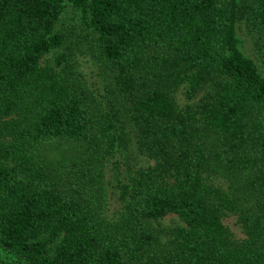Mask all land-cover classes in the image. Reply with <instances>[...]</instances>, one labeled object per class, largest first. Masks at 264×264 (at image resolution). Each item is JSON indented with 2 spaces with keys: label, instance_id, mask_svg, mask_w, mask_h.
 <instances>
[{
  "label": "trees",
  "instance_id": "obj_1",
  "mask_svg": "<svg viewBox=\"0 0 264 264\" xmlns=\"http://www.w3.org/2000/svg\"><path fill=\"white\" fill-rule=\"evenodd\" d=\"M239 22L264 30V0H0V249L25 264H264V57L243 52ZM78 52L108 77L105 105L75 77ZM129 134L152 163L122 175ZM56 141L112 161L116 216L86 192L92 167L51 164ZM170 213L184 224H150Z\"/></svg>",
  "mask_w": 264,
  "mask_h": 264
},
{
  "label": "rangeland",
  "instance_id": "obj_2",
  "mask_svg": "<svg viewBox=\"0 0 264 264\" xmlns=\"http://www.w3.org/2000/svg\"><path fill=\"white\" fill-rule=\"evenodd\" d=\"M237 33L241 40L243 52L259 65L264 57V30H249L243 22H239L237 25ZM52 53L50 52L45 56L46 61L51 62ZM74 70L75 77L85 83L90 90L97 91L99 93L97 95L99 103L105 105L109 96L108 91L104 89L105 84L108 83V77L96 67L92 59L84 52L76 53L74 57ZM175 99L179 106L188 102L181 90L175 93ZM129 135L126 144L121 149V154L118 156L122 175L128 168L134 169L152 163L151 159L137 151L135 138L133 135ZM44 153L51 164L62 174L72 173L73 169L78 165L92 167L93 170L91 173L87 169L84 170V173L88 174V177L91 176L89 177L91 184H88L86 192L88 195H92L94 201L99 206L101 214L105 218L114 217L119 213L122 204L118 200L115 187L112 184V161L110 159L101 163L100 158L96 164L91 162L84 164L89 159L84 148L77 143L68 141L48 143ZM211 180L222 186H226L223 178L211 177ZM222 222L227 226L234 238H242L244 236L242 228L237 223L234 214L223 215ZM150 224L154 228H168L184 223L177 215L170 213L157 221H151ZM0 264L25 263L0 249Z\"/></svg>",
  "mask_w": 264,
  "mask_h": 264
}]
</instances>
